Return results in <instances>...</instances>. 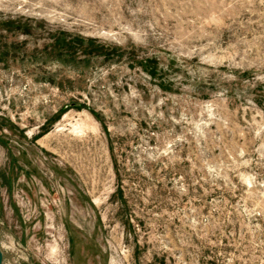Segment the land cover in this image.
<instances>
[{
	"label": "rangeland",
	"instance_id": "rangeland-1",
	"mask_svg": "<svg viewBox=\"0 0 264 264\" xmlns=\"http://www.w3.org/2000/svg\"><path fill=\"white\" fill-rule=\"evenodd\" d=\"M3 264H264V0H0Z\"/></svg>",
	"mask_w": 264,
	"mask_h": 264
},
{
	"label": "water",
	"instance_id": "water-1",
	"mask_svg": "<svg viewBox=\"0 0 264 264\" xmlns=\"http://www.w3.org/2000/svg\"><path fill=\"white\" fill-rule=\"evenodd\" d=\"M2 243H1V238H0V264H3V252L1 249Z\"/></svg>",
	"mask_w": 264,
	"mask_h": 264
}]
</instances>
